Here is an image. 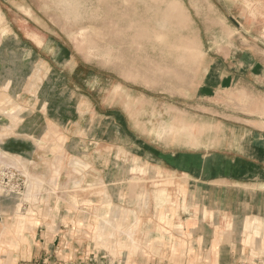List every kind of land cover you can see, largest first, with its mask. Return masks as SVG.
Returning a JSON list of instances; mask_svg holds the SVG:
<instances>
[{
    "label": "crops",
    "instance_id": "0c3cea01",
    "mask_svg": "<svg viewBox=\"0 0 264 264\" xmlns=\"http://www.w3.org/2000/svg\"><path fill=\"white\" fill-rule=\"evenodd\" d=\"M3 2L0 10L11 34L29 42L31 53L38 54L39 49L53 58L71 59L68 47L31 28L37 17L32 15L33 4ZM69 14L84 15L82 9ZM71 61L80 82L93 77L97 87L102 85V73ZM64 65L56 73H64ZM256 97H261L259 92ZM214 104L215 115L188 118L195 125L188 134L190 146L182 133L187 117H177L179 122L171 119L177 127L171 135L156 134L158 122H150L148 134L153 140L125 132L123 125L133 126L117 121L113 138L110 125L87 124V115L81 124L71 122L72 128L67 119L73 114L62 109L56 119L48 118L58 127L50 134L65 137L61 145L54 139L57 136L44 141L47 130L31 126L32 118L27 124L28 114L11 125L14 112H0V151L17 155L29 168L31 163L32 174L46 181L38 204L1 212L0 264L264 261V119L231 114L223 102ZM6 119L9 127L2 123ZM207 124L212 126L206 133L197 127ZM118 130L126 136L119 138ZM52 172L55 178L48 180ZM162 187L168 193L157 196Z\"/></svg>",
    "mask_w": 264,
    "mask_h": 264
},
{
    "label": "rangeland",
    "instance_id": "374dc122",
    "mask_svg": "<svg viewBox=\"0 0 264 264\" xmlns=\"http://www.w3.org/2000/svg\"><path fill=\"white\" fill-rule=\"evenodd\" d=\"M13 1L33 4L37 17L31 28L70 50L71 59L39 49L31 53L29 42L11 34L0 10V112H14L11 125L28 114L27 124L32 118L31 126L47 130L44 141L57 136L50 134L58 127L48 118L56 119L62 109L73 114L67 119L72 128L87 115V124L110 125L113 138L117 121L133 126L123 125L125 132L146 138L150 122L157 121L155 133L165 135L171 119L187 117L182 133L189 146L195 125L188 118L215 115L214 103L223 102L231 114L264 119V0H81L84 15L79 17L55 0ZM73 58L102 73V85L97 87L93 77L80 82ZM63 62L65 77L56 73ZM2 123L9 127L7 119ZM211 126L197 127L206 133ZM124 131L118 130L119 138ZM54 139L65 142L63 134ZM0 166L9 170L10 190L8 197L0 196V215L8 207L24 211L38 204L46 181L32 174L31 163L29 168L17 155L0 151ZM54 172L48 180H54ZM163 192L168 193L166 187L157 196Z\"/></svg>",
    "mask_w": 264,
    "mask_h": 264
},
{
    "label": "bare ground",
    "instance_id": "6f19581e",
    "mask_svg": "<svg viewBox=\"0 0 264 264\" xmlns=\"http://www.w3.org/2000/svg\"><path fill=\"white\" fill-rule=\"evenodd\" d=\"M55 2H57L60 8H68L69 9L68 12L70 13L72 12L77 13L81 11V9L83 8V2L81 0H55ZM174 132H176V128L174 125H170V127H165V129H163V134L165 135H171V133Z\"/></svg>",
    "mask_w": 264,
    "mask_h": 264
},
{
    "label": "built area",
    "instance_id": "2783aa9c",
    "mask_svg": "<svg viewBox=\"0 0 264 264\" xmlns=\"http://www.w3.org/2000/svg\"><path fill=\"white\" fill-rule=\"evenodd\" d=\"M6 171H9L8 168H4L0 166V190L2 191L0 193V196L2 197H8L10 190H7L6 180L8 177H6ZM103 264H124L123 261H111V262H105ZM254 264H264V261L257 260Z\"/></svg>",
    "mask_w": 264,
    "mask_h": 264
}]
</instances>
